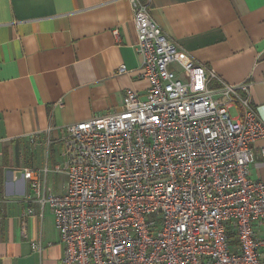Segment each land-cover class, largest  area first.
<instances>
[{
    "label": "built area",
    "instance_id": "obj_1",
    "mask_svg": "<svg viewBox=\"0 0 264 264\" xmlns=\"http://www.w3.org/2000/svg\"><path fill=\"white\" fill-rule=\"evenodd\" d=\"M129 2L145 91L66 125L52 167L22 168L30 201L53 213L60 264H264L254 228L264 221V181L250 176L264 120L250 84L183 59L149 4ZM49 172L66 176L61 193L45 185ZM35 214L24 210L22 224ZM31 250L41 252L40 241Z\"/></svg>",
    "mask_w": 264,
    "mask_h": 264
},
{
    "label": "crops",
    "instance_id": "obj_2",
    "mask_svg": "<svg viewBox=\"0 0 264 264\" xmlns=\"http://www.w3.org/2000/svg\"><path fill=\"white\" fill-rule=\"evenodd\" d=\"M141 1L183 59L227 83H249L264 120V0ZM132 17L129 0H0V146L35 135L47 149L42 144L29 168L52 167L61 161L66 125L118 110L127 90L143 93ZM263 147L264 137L252 146L254 180L264 181ZM0 170V264H60L63 245L50 207L30 201L21 168ZM45 185L61 193L66 176L49 172ZM28 207L36 214L23 225ZM254 228L264 241V221ZM34 240L41 252L31 250ZM258 254L264 262V244Z\"/></svg>",
    "mask_w": 264,
    "mask_h": 264
},
{
    "label": "rangeland",
    "instance_id": "obj_3",
    "mask_svg": "<svg viewBox=\"0 0 264 264\" xmlns=\"http://www.w3.org/2000/svg\"><path fill=\"white\" fill-rule=\"evenodd\" d=\"M43 143L38 144L32 143L29 140L28 142L25 141H18L7 143L0 146V167L2 169H22L23 167H31L29 164L32 162L35 152H40L41 150L47 149L46 144ZM47 153V150H46Z\"/></svg>",
    "mask_w": 264,
    "mask_h": 264
},
{
    "label": "trees",
    "instance_id": "obj_4",
    "mask_svg": "<svg viewBox=\"0 0 264 264\" xmlns=\"http://www.w3.org/2000/svg\"><path fill=\"white\" fill-rule=\"evenodd\" d=\"M1 187H2V178H1V170H0V197H1Z\"/></svg>",
    "mask_w": 264,
    "mask_h": 264
}]
</instances>
